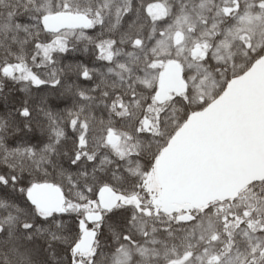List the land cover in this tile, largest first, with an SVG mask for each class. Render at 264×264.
<instances>
[{
    "label": "trees",
    "instance_id": "16d2710c",
    "mask_svg": "<svg viewBox=\"0 0 264 264\" xmlns=\"http://www.w3.org/2000/svg\"><path fill=\"white\" fill-rule=\"evenodd\" d=\"M201 1L128 0L124 6L119 0H0V264H112L119 247L129 251L127 264H171L185 255L198 264L196 256L208 247L223 251L226 237L213 241L199 227L202 220H213V208L231 198L195 209L202 214L189 210L192 220L176 222L163 217L178 209L165 214L156 199L148 204L150 217L132 204L118 202L107 212L98 206L106 189L124 198L144 193V175L187 119L264 54L263 40L260 45L233 43L225 64L204 58L210 83L217 87L207 88L198 101L187 52H161V41ZM254 1L264 5V0ZM158 4L168 12L156 20L148 8ZM62 12L86 15L90 28L44 33L40 18ZM231 17L223 18L218 31L232 29ZM103 43L110 44L107 58L101 57ZM165 57L183 64L187 86L168 97L155 126L145 130L142 122L156 90L149 69ZM110 133L125 136L132 154L118 157L107 145ZM41 185L60 190L61 210L44 214L30 203V191ZM91 205L95 219L86 217ZM254 208L264 226V203ZM213 224L211 234L218 236L220 224L215 219ZM82 228L96 233L91 256L76 246ZM260 228L255 234L264 241ZM231 244L220 264H264L250 236L236 232Z\"/></svg>",
    "mask_w": 264,
    "mask_h": 264
},
{
    "label": "water",
    "instance_id": "95a60500",
    "mask_svg": "<svg viewBox=\"0 0 264 264\" xmlns=\"http://www.w3.org/2000/svg\"><path fill=\"white\" fill-rule=\"evenodd\" d=\"M44 33L66 29H88L91 21L79 13L42 16ZM163 89L154 98L161 103L170 91L181 88L179 64L164 68ZM116 138H108L113 145ZM162 190L159 199L164 213L177 206L193 210L233 197L247 185L264 178V55L242 75L232 79L223 93L207 107L192 114L161 153L156 166ZM30 203L48 214L61 209L63 196L52 185L32 189ZM99 206L110 211L116 196L110 190L99 195ZM93 232H83L77 244L80 253L92 246Z\"/></svg>",
    "mask_w": 264,
    "mask_h": 264
},
{
    "label": "rangeland",
    "instance_id": "374dc122",
    "mask_svg": "<svg viewBox=\"0 0 264 264\" xmlns=\"http://www.w3.org/2000/svg\"><path fill=\"white\" fill-rule=\"evenodd\" d=\"M121 5L126 6L128 0H119ZM200 5L193 9L190 14H185L173 28L167 32L164 39L161 41L164 49L161 52H167V50H175L176 54L181 55L182 52H187L190 60L186 62L188 69H194V76L189 79V82L193 85L194 90L199 96L198 101L202 100L206 95V89L210 87L216 89L217 86H212L210 83L211 74L207 71V68L203 66L202 60L204 58H211L217 64H225L231 57V45L233 43L243 45H260L264 40V5L254 0H244L242 7L240 3L235 0H216L212 4L209 0H202ZM213 6L214 9H208V6ZM89 11H87V14ZM148 12L151 17L158 20L164 17L168 8L165 4H158L148 8ZM73 13V12H70ZM51 16V15H47ZM86 16V15H85ZM226 16H232L233 27L226 31H218V24ZM92 20V19H91ZM94 20V19H93ZM56 38L53 43L56 42ZM48 48H45L47 50ZM110 44H101L100 53L101 57L107 58L110 55ZM169 63H177L182 68L183 64L175 59L162 58L153 63L149 70L150 82L158 91L161 85L158 83L159 76L164 73V68ZM22 68H19V70ZM26 75V73L24 74ZM35 84L37 80H33ZM188 82V84H189ZM182 91H184L187 83L182 78ZM155 90V91H156ZM180 91V92H182ZM174 94V93H172ZM169 94L167 96H170ZM167 99L163 103H158L154 99L151 106L148 108V117L142 122V128L148 130L153 127L156 122L157 116L160 110L165 105ZM155 126V125H154ZM109 136H115L117 138V144L113 146L115 154L118 156L132 154L133 148L123 136L117 133H110ZM123 137V139H122ZM142 189L144 193L131 198H124L117 196L118 202L122 204L135 205L140 213L146 217L149 216V202H153L154 199L158 200L161 196V188L157 182L155 167L147 175L143 177ZM255 196H258L257 198ZM152 198V199H151ZM264 203V180L255 184L249 190L241 191L226 203H221L212 209L216 222L220 224V229L216 234H211L212 228H215L212 221L202 220L200 224V234L202 236H210L211 239L220 240L221 236H225L227 243L223 246V251L218 253L214 247H208L205 252H202L199 256H196L198 264H220L221 257L226 255L231 248V240L236 232H240L247 237L250 236L254 242V253L256 258L260 259L264 257V241L258 239L255 234V229L260 228L264 230L262 219L258 217L254 204ZM142 208V209H141ZM96 209L95 205L89 207V212L86 213V217L90 219ZM196 212L202 214L203 210L198 209ZM255 212V216L252 219V214ZM95 216H97L95 214ZM164 216V215H163ZM193 214L179 207L177 213L172 215H165L163 219L165 221H181L192 220ZM210 232V233H209ZM210 234V235H208ZM129 252L120 251L116 257L117 264H125L128 260ZM91 256L90 250L86 256ZM127 256V257H126ZM255 262V261H254ZM171 264H194L190 255H185L180 260L172 262Z\"/></svg>",
    "mask_w": 264,
    "mask_h": 264
},
{
    "label": "flooded vegetation",
    "instance_id": "af4514ba",
    "mask_svg": "<svg viewBox=\"0 0 264 264\" xmlns=\"http://www.w3.org/2000/svg\"><path fill=\"white\" fill-rule=\"evenodd\" d=\"M160 84L162 85V83H163V79H160ZM157 91V90H156ZM160 104V103H159ZM121 135V134H120ZM121 136H123V135H121ZM110 137V136H109ZM108 136H107V139H106V141H108V138H109ZM125 139H126V137L125 136H123ZM123 137H122V139H123ZM117 139L115 140V143L113 144V145H110L108 142H107V145L109 146V147H111V148H113V146H115L116 144H117ZM117 155V154H116ZM118 156V155H117ZM118 157H125V155H120V156H118ZM95 214L97 215V213H94L93 215H91V218L90 219H95L96 218V216H95ZM98 214H99V212H98ZM84 230L85 231H87V232H93L94 233V239H93V243H92V247H91V251H92V254H93V244H94V241H95V238H96V233H95V231L94 230H90V229H86V228H84ZM83 232V231H82ZM82 232H81V237H82ZM80 237V238H81ZM120 251H124V252H129L128 250H124L123 248H121V247H119L118 249H117V251H116V253H115V255L112 257V264H117L116 263V257H117V255L120 253ZM127 256H129L128 254H127ZM126 256V257H127ZM127 262H128V260L125 262V264H127ZM124 264V263H123Z\"/></svg>",
    "mask_w": 264,
    "mask_h": 264
}]
</instances>
